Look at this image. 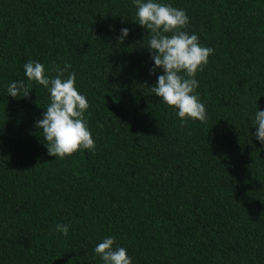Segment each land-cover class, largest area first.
I'll list each match as a JSON object with an SVG mask.
<instances>
[{"label": "trees", "instance_id": "obj_1", "mask_svg": "<svg viewBox=\"0 0 264 264\" xmlns=\"http://www.w3.org/2000/svg\"><path fill=\"white\" fill-rule=\"evenodd\" d=\"M165 2L214 49L196 76L206 123L182 124L150 93L132 0H0V264H102L93 249L108 236L133 264H264V146L250 119L264 110V0ZM29 60L53 77L71 65L94 153L48 155L35 121L49 93L25 77ZM13 81L29 95L7 96Z\"/></svg>", "mask_w": 264, "mask_h": 264}, {"label": "clouds", "instance_id": "obj_2", "mask_svg": "<svg viewBox=\"0 0 264 264\" xmlns=\"http://www.w3.org/2000/svg\"><path fill=\"white\" fill-rule=\"evenodd\" d=\"M132 3L136 8V23L148 32L146 47L153 62L149 75H156L150 93L172 109L182 124L187 120L206 123L208 116L196 91L199 87L196 76L209 63L214 49L202 45L195 33L186 31L190 19L184 9L173 7L165 0H132ZM128 36L129 29L121 28L117 42L123 44ZM70 68L66 64L53 77L49 74L52 70L38 61L29 60L23 65L25 77L49 93L46 111L35 124L41 130L48 155L61 160L77 151L96 150L86 118L89 102L76 87L74 72L63 78ZM6 92L13 98L29 95L23 81L10 82ZM250 119L256 129V141L264 146V110L257 107ZM55 231L67 236L69 225L57 224ZM93 251L102 264H133L127 249L119 246L112 236L104 237Z\"/></svg>", "mask_w": 264, "mask_h": 264}]
</instances>
